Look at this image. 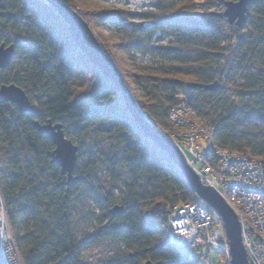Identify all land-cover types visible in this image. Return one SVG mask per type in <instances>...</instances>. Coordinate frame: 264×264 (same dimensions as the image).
I'll return each mask as SVG.
<instances>
[{
    "label": "trees",
    "instance_id": "obj_1",
    "mask_svg": "<svg viewBox=\"0 0 264 264\" xmlns=\"http://www.w3.org/2000/svg\"><path fill=\"white\" fill-rule=\"evenodd\" d=\"M193 1L157 0L144 14L107 11L95 20L147 62L131 75L140 94L132 93L157 129L169 128L170 110L186 100L214 129L215 146L264 165V0H251L240 28L221 13H192ZM3 44L15 45V57L0 69V87L15 84L39 104L29 114L0 100V193L23 264H86L85 251L108 243L118 248L110 264H198L167 234L173 209L200 200L52 6L0 0ZM35 121L61 123L78 147L73 182L53 162L55 146ZM86 195L104 213L98 228L80 238L75 215ZM115 206L124 211L113 215Z\"/></svg>",
    "mask_w": 264,
    "mask_h": 264
},
{
    "label": "built area",
    "instance_id": "obj_2",
    "mask_svg": "<svg viewBox=\"0 0 264 264\" xmlns=\"http://www.w3.org/2000/svg\"><path fill=\"white\" fill-rule=\"evenodd\" d=\"M168 123L171 130L156 129L180 149L187 164L199 175L202 184L216 190L237 214L250 264H264L262 161L215 146L212 142L214 129L201 120L186 100L179 101L170 110ZM223 231V226L203 205L186 204L173 209L167 238L169 244L185 253L202 249L209 253L212 248L217 247L226 263L232 264L231 252ZM0 253L4 264H23L1 193Z\"/></svg>",
    "mask_w": 264,
    "mask_h": 264
},
{
    "label": "water",
    "instance_id": "obj_3",
    "mask_svg": "<svg viewBox=\"0 0 264 264\" xmlns=\"http://www.w3.org/2000/svg\"><path fill=\"white\" fill-rule=\"evenodd\" d=\"M45 1L67 24L76 44L90 63L103 76L111 80L121 92L128 112L144 135L168 154L197 198L208 205L219 217L230 246L232 264H250L242 241V227L237 214L216 190L202 184L199 175L187 164L180 149L162 136L152 124L151 118L141 110L122 73L100 44L90 24L64 0ZM250 3L251 0L227 1L224 3L225 11L220 14V17L224 18L229 25L240 28L247 22ZM6 16L11 17V15ZM14 57L15 45L0 46V69L8 68ZM0 100L17 105L22 113H37L26 92L15 84L0 87ZM34 126L40 135L54 144L53 162L61 168V173L67 176L68 183L73 182L78 162V147L66 136L64 126L61 123L54 124L52 121L45 124L35 121ZM123 211V207L115 206L111 212L113 215H119Z\"/></svg>",
    "mask_w": 264,
    "mask_h": 264
},
{
    "label": "rangeland",
    "instance_id": "obj_4",
    "mask_svg": "<svg viewBox=\"0 0 264 264\" xmlns=\"http://www.w3.org/2000/svg\"><path fill=\"white\" fill-rule=\"evenodd\" d=\"M75 6H71L76 10L82 17L84 16L87 22L90 24L93 32L95 33L100 44L107 49V53L113 56V61L122 73L126 83L132 91H136L140 94L139 90L132 83L131 75L138 73L142 70L147 62L142 59L138 54H134L123 47L122 37L115 31L105 29L100 25H97L95 16L107 11H133L138 14H144L146 12L154 10L157 0H73ZM227 2V1H226ZM192 13L196 15H201L207 12L213 13H224L225 6L224 0H194L192 2ZM223 5V8L220 7ZM137 22H141L138 19ZM187 79L186 82H189ZM32 105L37 108L39 107L38 101L31 100ZM203 122H206L201 118ZM152 124L154 120H152ZM207 123V122H206ZM164 129V128H163ZM169 128H165L168 131ZM171 130V129H169ZM87 149L83 153V160L88 158L86 154ZM261 160V159H260ZM125 177V174L124 176ZM121 196V190L115 191V198L118 200ZM200 200V199H199ZM201 205H203L207 210L213 213L216 217L217 215L214 211L200 200ZM104 209L100 204H98L95 199L91 196H84L83 200L77 205L75 217L77 222V234L80 238L84 235L93 233L99 226L98 220L103 215ZM220 223L221 220H220ZM223 224V223H222ZM224 229V226H223ZM225 235L226 242L228 243L225 230L223 231ZM228 249L230 246L228 243ZM118 248L111 243L101 244L96 248L87 250L83 253L84 260L86 264H110L112 256L117 253ZM231 252V251H230ZM191 259H194L198 264H227L224 260L220 249L214 247L208 253L205 249L201 251L189 252L187 253Z\"/></svg>",
    "mask_w": 264,
    "mask_h": 264
}]
</instances>
